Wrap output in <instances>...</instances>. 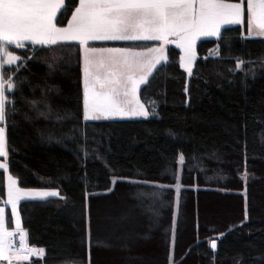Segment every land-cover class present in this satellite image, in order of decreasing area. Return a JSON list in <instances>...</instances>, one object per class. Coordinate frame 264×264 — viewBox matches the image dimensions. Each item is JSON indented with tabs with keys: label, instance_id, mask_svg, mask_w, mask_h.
Masks as SVG:
<instances>
[{
	"label": "trees",
	"instance_id": "16d2710c",
	"mask_svg": "<svg viewBox=\"0 0 264 264\" xmlns=\"http://www.w3.org/2000/svg\"><path fill=\"white\" fill-rule=\"evenodd\" d=\"M74 7L70 3L58 13L61 25ZM224 29L219 42L197 41L189 77L179 66L180 51L167 48V64L139 92L149 111V101H155L157 114L148 119L85 123L78 57H65L48 75L44 61L53 63L59 49L36 52L28 70L16 75L22 91L9 96L21 101L9 117L8 146L15 150L10 173L27 181L22 188L58 189L66 197L19 205L28 245L46 253L21 264H169L174 190L153 185L176 183L181 153L176 264H264V63L236 69L237 58L264 61V39L243 40L246 28L239 25ZM218 43L222 58L209 57ZM9 50L32 56L30 45L27 51ZM13 71L15 66H6L5 78ZM52 86L59 89L49 93L53 115L37 118L23 101L40 98V89ZM56 109L64 119H55ZM215 170L227 179L219 186L205 184L204 175ZM112 177L121 182L112 184ZM3 196L0 171V201ZM246 208L248 220L240 226ZM221 233L213 252L209 241Z\"/></svg>",
	"mask_w": 264,
	"mask_h": 264
},
{
	"label": "snow or ice",
	"instance_id": "6c2138e0",
	"mask_svg": "<svg viewBox=\"0 0 264 264\" xmlns=\"http://www.w3.org/2000/svg\"><path fill=\"white\" fill-rule=\"evenodd\" d=\"M70 3H75V7L67 18V24L61 25L57 14L66 12ZM245 21L246 31L241 33L243 40L264 39V0H78V3L75 0H0V158H3L0 170L4 174L7 197L0 201V261L21 264L33 256L42 258L46 255L44 248L30 247L27 243L28 234L21 225V203L44 202L49 198L66 200L58 189L22 188L19 185L27 181L9 174L10 153L15 152L8 146L9 117L17 111L16 106L21 102L15 98L9 99V96L15 97L18 90L22 91L18 89L15 77L21 70H28L27 65L32 62L36 52L47 49L55 53L56 49L60 50V55H53V63L44 61L49 76L65 57H78L85 123L148 119L157 114L155 101H149L153 105L149 111L138 93L154 72L167 64V46L175 44L180 49L179 66L191 76L197 59V41L215 37L219 42L224 39L225 25H243ZM96 42H130L131 46L97 47ZM146 42H151L153 46H147ZM29 45L32 49V56L29 57L9 51L10 46L27 51ZM74 46H78L76 51H69ZM223 47L218 43L217 48L209 50V57L222 58ZM255 63L264 61L237 58L236 69L243 70L246 65ZM6 66H15V71L7 78L4 74ZM53 89L59 92L55 86L42 88L40 98H25L23 101L36 112L37 118L48 120L52 117L54 110L48 98ZM35 91L33 89V93ZM55 112L57 121L64 119L59 115V109ZM25 119L31 117L25 114ZM11 126H15L14 123ZM168 135L175 136L171 132ZM46 139L51 143L53 137ZM61 142L56 140V143ZM184 161L185 156L181 153L178 162L183 165ZM166 172H171V169H166ZM174 175L178 209L181 175L179 172ZM117 182L121 181L114 178L113 183ZM127 182L150 183L140 180ZM153 186L160 189L173 187L161 184ZM89 195L86 193V198ZM9 206L15 223L14 231H9L6 226V208ZM247 220L246 208L240 226ZM176 229L174 213L171 227L173 248ZM16 235L19 236V248L13 243ZM223 235L221 233L220 237L210 239V250L215 252L218 249L217 241ZM169 264H176L172 251L169 253Z\"/></svg>",
	"mask_w": 264,
	"mask_h": 264
},
{
	"label": "rangeland",
	"instance_id": "374dc122",
	"mask_svg": "<svg viewBox=\"0 0 264 264\" xmlns=\"http://www.w3.org/2000/svg\"><path fill=\"white\" fill-rule=\"evenodd\" d=\"M230 26H237V25H225L224 27H230ZM239 26H241L242 28H244V27L246 28V21H245V23L243 25H239ZM207 38H215V37H207ZM124 43H126V44H124ZM137 43H143V42H137ZM146 43H147V46H153L151 42H146ZM103 45L106 46L107 44L95 45V46L102 47ZM116 46L117 47H125V46H131V45H130V42H122V43H120V45H116ZM170 46L177 48L175 46V44H170V45L167 46V48L170 47ZM178 50L180 51V49H178ZM180 55H181V51H180V54H179V58H180ZM252 68H254V66H252ZM185 73H186L187 77H189L188 73L187 72H185ZM131 119H144V118H131ZM181 167H182V165L178 162L177 163V168H176V173L179 172L180 175H181V170H182ZM222 173L223 172L220 171V170H217V171L215 170L214 172L205 174L204 175L205 184H207V185H214V186H219V185L223 184L224 180L227 179V178ZM114 178H116V179L119 180V178H117V177H112L111 178L112 184H113V179ZM240 178L242 179V181H243L244 184L247 182L248 174L245 172V170L240 174ZM175 184L172 185L173 186L172 189L174 190L173 214L176 213V219H177L178 209H177V193H176L175 188H174V185ZM50 189H52V188H50ZM242 192L245 193V190H243ZM172 221H173V217H172ZM209 243H210V241H209ZM172 247H173V245H172V234H171L170 251H172Z\"/></svg>",
	"mask_w": 264,
	"mask_h": 264
},
{
	"label": "crops",
	"instance_id": "0c3cea01",
	"mask_svg": "<svg viewBox=\"0 0 264 264\" xmlns=\"http://www.w3.org/2000/svg\"><path fill=\"white\" fill-rule=\"evenodd\" d=\"M96 43H98V42H96ZM99 43L107 44L106 46L103 45L102 47H117L116 45H120V43H122V42H99ZM12 47H14V46H12ZM82 116H83V104H82ZM2 161H3V158H0V162H2ZM0 171H2V170H0ZM9 174H11V173H9ZM3 181H4V196H3V199L1 201L6 200V198H7L6 197V187H5L4 174H3ZM0 206H2V205H0ZM7 213L9 214V217H7ZM6 226H7L9 231H14L15 230V223H14L12 217H11V208H10V206L8 208H6ZM33 257H35V256H33ZM3 262H5V264H7V261H3Z\"/></svg>",
	"mask_w": 264,
	"mask_h": 264
},
{
	"label": "built area",
	"instance_id": "2783aa9c",
	"mask_svg": "<svg viewBox=\"0 0 264 264\" xmlns=\"http://www.w3.org/2000/svg\"><path fill=\"white\" fill-rule=\"evenodd\" d=\"M13 243L15 244V246L17 247V248H19V236L18 235H16V236H14L13 237Z\"/></svg>",
	"mask_w": 264,
	"mask_h": 264
}]
</instances>
